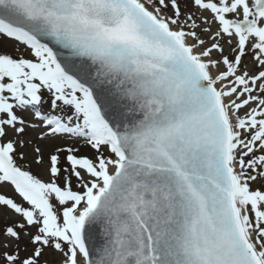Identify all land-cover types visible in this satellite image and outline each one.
<instances>
[{
  "label": "snow or ice",
  "instance_id": "6c2138e0",
  "mask_svg": "<svg viewBox=\"0 0 264 264\" xmlns=\"http://www.w3.org/2000/svg\"><path fill=\"white\" fill-rule=\"evenodd\" d=\"M0 264H264V0H0Z\"/></svg>",
  "mask_w": 264,
  "mask_h": 264
},
{
  "label": "rangeland",
  "instance_id": "374dc122",
  "mask_svg": "<svg viewBox=\"0 0 264 264\" xmlns=\"http://www.w3.org/2000/svg\"><path fill=\"white\" fill-rule=\"evenodd\" d=\"M33 171H34V173L38 172V170L35 169V168H33ZM2 191H4V192L8 193L9 195H11V191L9 189H3Z\"/></svg>",
  "mask_w": 264,
  "mask_h": 264
}]
</instances>
